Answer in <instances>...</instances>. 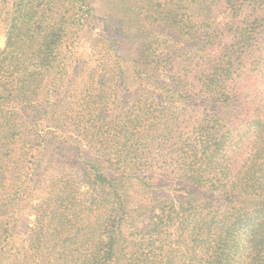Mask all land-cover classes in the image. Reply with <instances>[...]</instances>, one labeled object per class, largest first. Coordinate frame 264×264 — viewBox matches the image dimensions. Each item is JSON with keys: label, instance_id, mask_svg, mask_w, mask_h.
Wrapping results in <instances>:
<instances>
[{"label": "trees", "instance_id": "16d2710c", "mask_svg": "<svg viewBox=\"0 0 264 264\" xmlns=\"http://www.w3.org/2000/svg\"><path fill=\"white\" fill-rule=\"evenodd\" d=\"M0 22V264H264V0H0ZM131 31L158 38L117 54Z\"/></svg>", "mask_w": 264, "mask_h": 264}, {"label": "rangeland", "instance_id": "374dc122", "mask_svg": "<svg viewBox=\"0 0 264 264\" xmlns=\"http://www.w3.org/2000/svg\"><path fill=\"white\" fill-rule=\"evenodd\" d=\"M99 20H96V22H92V24L87 28L89 33L81 36L78 38V41L75 45V58L86 61L88 62V65L91 67H95L99 63H102L104 61L103 56L104 54H99L98 53V46L100 45L101 42L97 41L98 40V35L100 36V31L101 28L103 29V26H106L105 20H102L103 17L98 15ZM145 27H148V25H143ZM165 32V35H167L168 43L167 45H172V36L175 35V33L170 30V29H163ZM4 24L0 22V47H4L5 45V35H4ZM161 31V30H160ZM128 37L126 39H123L122 46L121 48L117 49V54L125 55V56H130L132 55H137V45L141 42H148L152 41L158 37H156L154 34L150 33H143L140 31H131L130 33L128 32ZM97 44V45H96ZM96 45V46H95ZM112 55H115V52L112 53ZM79 79V78H78ZM131 91H124L123 94L120 96V103L122 106L125 105L127 101L131 98ZM75 148H72L68 145H65V149L61 151L62 155H67L69 157H74L75 153ZM148 173V172H147ZM160 185H164L167 183V181H159L158 182ZM34 219V216H30V220Z\"/></svg>", "mask_w": 264, "mask_h": 264}]
</instances>
